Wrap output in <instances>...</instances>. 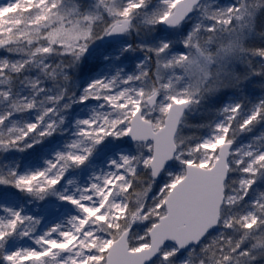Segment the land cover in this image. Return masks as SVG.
<instances>
[{
	"label": "snow or ice",
	"instance_id": "1",
	"mask_svg": "<svg viewBox=\"0 0 264 264\" xmlns=\"http://www.w3.org/2000/svg\"><path fill=\"white\" fill-rule=\"evenodd\" d=\"M0 264H264V0H0Z\"/></svg>",
	"mask_w": 264,
	"mask_h": 264
}]
</instances>
